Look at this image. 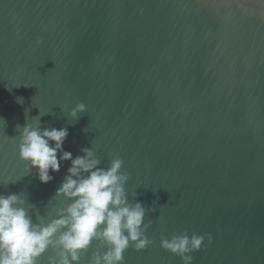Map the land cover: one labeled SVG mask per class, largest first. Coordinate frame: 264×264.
<instances>
[{
	"label": "water",
	"instance_id": "obj_1",
	"mask_svg": "<svg viewBox=\"0 0 264 264\" xmlns=\"http://www.w3.org/2000/svg\"><path fill=\"white\" fill-rule=\"evenodd\" d=\"M38 116L74 157L123 158L154 241L125 264H182L160 241L185 230L213 237L192 264H264V0H0V193L47 223L71 161L48 183L27 172Z\"/></svg>",
	"mask_w": 264,
	"mask_h": 264
},
{
	"label": "clouds",
	"instance_id": "obj_2",
	"mask_svg": "<svg viewBox=\"0 0 264 264\" xmlns=\"http://www.w3.org/2000/svg\"><path fill=\"white\" fill-rule=\"evenodd\" d=\"M18 102L22 103V98ZM86 110L81 102L69 114L77 119L78 113ZM0 121L5 123L3 117ZM68 135L67 127H42L39 116L20 128L19 157L26 162L27 172L36 169L41 183L55 179L52 173L60 171L62 161H71L56 190V196L67 203L45 223L29 214L24 194L0 193V264H40L49 249L54 254L47 257L48 264H81L94 242L97 247L87 264H125L124 253L129 247L140 251L154 243L146 235L152 223L145 222L150 209L136 199V192L129 199L126 183L130 173L122 171L123 158L115 156L107 167H101L92 147L83 148V155L74 157L63 147ZM206 237L210 244L211 234L189 236L185 230L170 239L162 236L160 246L181 257L182 264H192L191 253L206 247Z\"/></svg>",
	"mask_w": 264,
	"mask_h": 264
}]
</instances>
